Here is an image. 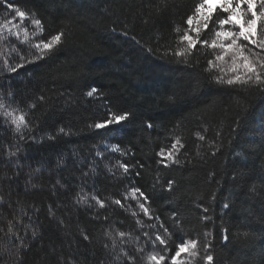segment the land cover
I'll use <instances>...</instances> for the list:
<instances>
[{
    "label": "trees",
    "instance_id": "1",
    "mask_svg": "<svg viewBox=\"0 0 264 264\" xmlns=\"http://www.w3.org/2000/svg\"><path fill=\"white\" fill-rule=\"evenodd\" d=\"M9 2L35 13L44 37L59 31L64 36L48 58L16 73L3 68L0 56V96L8 110L27 114L32 129H24L20 139L0 116V228L18 217L22 223L14 231L23 238L17 249L0 232V264H154L148 254L164 246L153 248L149 241L163 233L161 223L175 233L173 241H209L214 264H264V91L212 82L205 69L214 57L200 45L187 66L176 62L182 58L163 56L165 48L177 46L174 29L187 28L184 21L198 0ZM14 15L0 3V23L13 20L31 33L30 19L21 22ZM9 40L0 42V50L11 53L15 45L27 55L28 44L15 36ZM122 111L132 117L113 126L116 131L90 127ZM177 138L183 144L177 145L180 163L165 168L158 161L168 163ZM114 145L120 151H112ZM118 162L129 166L127 174ZM169 179L175 182L171 192ZM132 187L149 197L151 219L130 196L123 199ZM93 195L105 201L104 208ZM81 196L88 202H78ZM117 230L130 235L120 238ZM169 247L170 257L175 243Z\"/></svg>",
    "mask_w": 264,
    "mask_h": 264
},
{
    "label": "snow or ice",
    "instance_id": "2",
    "mask_svg": "<svg viewBox=\"0 0 264 264\" xmlns=\"http://www.w3.org/2000/svg\"><path fill=\"white\" fill-rule=\"evenodd\" d=\"M0 3H6L7 9L14 12V19L19 18L21 22L30 19L31 25L34 26L30 33L28 28L23 27L22 23L17 24L13 20H5L3 23H0V42L11 43L9 36H15L17 40H20L21 32H23V39L20 40V43L29 45L27 55L21 54L15 45L11 48V53L16 54L15 57L9 52L0 50V56L3 57L2 66L8 72L16 73L18 69L24 68L27 64L45 60L62 44L63 31H59L49 37H44V26L41 19L37 18L35 13L21 10L19 6L14 7L13 3L9 2V0H0ZM184 23L187 25V28L177 25L174 29L175 33H177V46L175 48H165L163 56L172 55L176 58H182V60L177 59L176 62H183L187 66L189 57L199 50L197 46L200 45L205 49L211 50L210 54L214 57V59L207 60L208 67L205 69V72L209 73L212 82L217 85H227L231 88L252 87L264 91V0H198ZM4 30H7L8 35H4ZM209 31L212 33L211 36L207 35ZM127 34V32L124 33V35ZM30 36L37 37L38 42H32ZM148 51L152 52V49L149 48ZM225 66H227V71H225ZM212 69H218L219 74L212 75ZM96 91L93 88L87 92V96H93ZM8 95L11 96L12 94L8 93ZM44 99L43 96L39 97L40 101ZM8 107L3 96H0V116L5 117L6 123L14 126L13 131L20 134V139H25L23 130L27 129L29 132L32 130L30 122L26 120L27 114L21 112V114L16 115V112L19 110H8ZM29 107L35 108L36 104H31ZM131 117L132 113L130 111L111 112L107 119L102 122H95L90 127L96 130H105V132L116 131L117 129L113 126L122 125L129 121ZM147 126L149 128L152 127L151 124ZM59 132L64 133V128H60ZM196 135L201 141L205 139V136L200 133H196ZM53 138L49 137V139ZM29 139L35 138L29 137ZM177 145L183 147L179 138L176 139V143L171 146V149L167 153L166 160L168 163H165L164 160L158 161V163L163 164L165 168L169 167L170 164H179L180 161L177 158L179 149ZM112 151H120V149L114 145ZM9 155L14 156L16 153L10 152ZM160 155L163 157L165 154L161 151ZM212 155H215V152ZM118 165L119 168L123 169V173L127 174L129 172L127 164L118 162ZM136 175L139 176L140 174L136 173ZM174 183L171 179L167 181V190L169 192L173 191ZM250 191L256 192L255 185L252 186ZM129 196L136 201L140 211L151 219L150 207L146 206L149 197L145 192L139 187H132L126 192L123 199L127 200ZM92 199L100 208L105 207V201L97 198L95 195L92 196ZM213 199H215V194H213ZM78 202L87 203V197L81 196ZM112 203L121 208L125 207L121 199H115ZM3 204L4 197L0 196V206ZM223 207L227 209L229 205L225 203ZM203 211L207 213L208 209L205 208ZM132 215L136 216L137 213L133 212ZM175 215L173 213V216ZM156 219L159 220V217H156ZM203 219L208 220L209 217L204 216ZM21 223V219L17 217L14 221H8L6 230L0 228V232H4V235L9 237L10 242L17 249L23 247V238L19 235V230L14 231V228ZM137 223H140V221H137ZM160 227L163 228V233H155L154 239H150L149 242L153 248L157 244L164 247L158 252L148 254L147 259L150 262H154V264H166V262L167 264H195L199 260L202 261V264H214V256L211 253L212 245L209 241L205 240L202 243L198 236L190 238L177 236L176 241H173L175 233L171 232L163 223L160 224ZM175 227L177 230L182 227L178 220L175 223ZM224 231L227 232V229ZM32 235H36L35 231L32 232ZM105 235L111 237L112 233L106 232ZM117 235L123 238L130 234L117 230ZM144 235L147 236L148 233H144ZM208 235L210 233H204L205 237ZM243 235L247 237L249 234L243 233ZM13 237L15 240H12ZM84 238L88 239L87 236ZM223 239L227 241L229 239L228 235H224ZM16 240L20 241L19 245L15 244ZM170 243H175V251L169 257L167 254L171 250L169 247ZM115 244L116 241L114 239L113 247H115ZM202 249L203 255L201 253ZM137 251H142V249H137ZM128 259L134 260V257H128Z\"/></svg>",
    "mask_w": 264,
    "mask_h": 264
}]
</instances>
